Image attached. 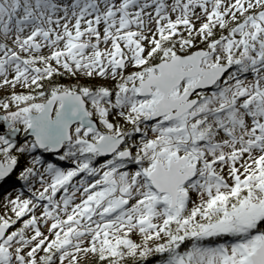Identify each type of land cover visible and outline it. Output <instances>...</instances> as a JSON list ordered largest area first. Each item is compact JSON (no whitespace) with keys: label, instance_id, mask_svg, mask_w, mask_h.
<instances>
[{"label":"snow or ice","instance_id":"1","mask_svg":"<svg viewBox=\"0 0 264 264\" xmlns=\"http://www.w3.org/2000/svg\"><path fill=\"white\" fill-rule=\"evenodd\" d=\"M0 91V264H264V0H0Z\"/></svg>","mask_w":264,"mask_h":264},{"label":"rangeland","instance_id":"2","mask_svg":"<svg viewBox=\"0 0 264 264\" xmlns=\"http://www.w3.org/2000/svg\"><path fill=\"white\" fill-rule=\"evenodd\" d=\"M17 91H20V89H17ZM3 94H4L3 91H0V95H3ZM18 190H19L18 188H16L14 190L13 188L8 187L7 188V192H4L3 196L5 197L9 192L12 193L13 195H15L16 194V191H18ZM25 195H27V192L26 191H25ZM3 196H2V198H0V204H3V202H4V197ZM2 212H3V208H0V213H2Z\"/></svg>","mask_w":264,"mask_h":264},{"label":"trees","instance_id":"3","mask_svg":"<svg viewBox=\"0 0 264 264\" xmlns=\"http://www.w3.org/2000/svg\"><path fill=\"white\" fill-rule=\"evenodd\" d=\"M60 82H63V83H69V82H71V81H70V79H68V78H63V79H61ZM10 184H11V181H9L8 184L4 185V188L7 189V188L9 187ZM17 188L19 189V186H17ZM11 190H12V189H11ZM3 194H4V191H0V198H2ZM3 197H4V196H3Z\"/></svg>","mask_w":264,"mask_h":264}]
</instances>
